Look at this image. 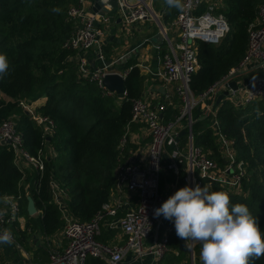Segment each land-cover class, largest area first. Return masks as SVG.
Here are the masks:
<instances>
[{"label": "trees", "instance_id": "trees-1", "mask_svg": "<svg viewBox=\"0 0 264 264\" xmlns=\"http://www.w3.org/2000/svg\"><path fill=\"white\" fill-rule=\"evenodd\" d=\"M221 1L223 6L216 7L215 11L227 17L230 31L219 44L198 41L200 66L190 81L195 96L240 66L249 44V25L257 19L264 4V0ZM78 2L0 0V54H5L9 62L8 74L0 79V126L4 120L12 118L31 154H36L45 142L53 150L41 174L35 169L19 168L14 150L0 143V207L6 195H21V214L28 220L27 228L21 231L12 226L11 231L22 240L36 231L50 236L64 229L66 219L54 201L52 181L66 192L63 199L72 219L89 221L102 209L114 186V172L121 156L119 145L131 121L132 101L141 97L144 90V77L136 67L129 70L126 77L125 98L109 93L98 82L82 75L74 59L76 52L63 46L73 31V24L67 18L68 8ZM56 7L61 11L53 12ZM208 7L209 2L204 0L199 12ZM176 12L173 10L169 15L174 17ZM43 97L47 98L46 102L35 110L53 120L54 128L49 133L20 104ZM165 104L163 114L167 122L180 114V108L168 101ZM193 117L194 144L202 146L223 167L226 159L219 150L209 119H199L196 107ZM216 118L220 131L233 140L237 161H243L245 174L241 190L237 192L212 178L202 180L210 186V191L228 192L232 204H246L264 233V100L239 106L230 98H224L216 109ZM135 126L137 124L131 123V130ZM186 138L185 135L180 137L184 147ZM184 167L185 164H181L175 177L178 188L187 185ZM166 179L161 178L162 189ZM29 195L40 211L37 216L28 213ZM110 235L104 232L98 239L105 242ZM170 240L171 251L179 250L174 231ZM48 259L49 250L39 246L34 260ZM178 262L177 256L171 255L168 264ZM88 264L105 263L100 258L90 257ZM196 264L203 262L196 260ZM251 264H264V257L253 259Z\"/></svg>", "mask_w": 264, "mask_h": 264}, {"label": "built area", "instance_id": "built-area-1", "mask_svg": "<svg viewBox=\"0 0 264 264\" xmlns=\"http://www.w3.org/2000/svg\"><path fill=\"white\" fill-rule=\"evenodd\" d=\"M203 2L204 0H183L184 10H178L172 21V26L178 32L177 41H173L163 26H159L168 46L163 58L162 76L167 82L177 83L176 92L182 100V108L179 107L180 114L166 122L163 114L166 108L164 102L153 105L152 101L144 96L134 99L130 124L147 127L151 140L145 155L134 151L129 146L132 130L130 124L127 126L119 145L121 156L113 187L116 201H106L102 209L89 221L74 220L64 214L65 244L49 249L47 261H36L28 257L21 264H88L90 257L100 258L105 264H128L125 259L130 252L136 257H145L148 253H153L160 259L165 257L171 251L170 236L174 221L167 220L162 215L160 217L154 215L155 209L174 194V192L166 194L165 189L161 188L162 171L165 169L170 173L179 174L181 164H185V181L192 187L196 184L201 187L208 185L202 178L209 177L219 181L230 191L241 190V180L245 174L244 163L237 161L233 140L220 131L216 110L212 111L210 106L216 100L218 86L222 85L220 89L227 90L231 75L253 62L259 64L263 73L245 82L242 87L239 86L238 90L227 98L239 106L254 100H264V4L259 9L257 19L249 25V44L240 66L230 71L208 90L195 96L190 88V81L200 66L198 41L219 44L230 31L227 17L223 13H216L215 8L219 7L216 3L210 4L206 11L199 12ZM151 9L147 0L135 2L118 0L117 13L124 23H133L151 17L160 25ZM67 18L73 24V31L65 40L64 48L76 52L82 75L89 76L103 87L102 79L106 73L119 72L112 66L114 61L106 63L101 43V37L104 33H108L106 25L110 22V16L107 13L102 14L100 10L89 11L85 6V0H79L77 4L68 8ZM95 47L98 48L97 56L105 62L96 70H91L86 52H90ZM125 57L121 55L118 60L123 61ZM128 72L129 69L125 74L119 73L127 77ZM20 104L33 115L38 124L45 126L46 132L53 131V120L49 116L37 113L32 102L21 101ZM198 105L214 114V135L219 150L226 159L223 167L219 166L202 146L194 144L193 109ZM182 130H186L185 147L180 141ZM8 139L11 140L8 145L15 152L17 166L21 169H35L43 174L46 161L53 151L48 147L47 142L36 154H31L25 148L23 134L17 131L16 123L12 118L4 120L0 126V143ZM216 172L219 174L216 175ZM51 185L54 201L62 210L65 206L63 196L66 192L55 181H52ZM20 198V194L6 195L0 207V234L10 231L16 242L11 227L16 226L23 219ZM105 224L112 230L121 231L124 235L123 240L113 243L99 240L98 237L103 233ZM151 237L154 241L146 243ZM187 242L190 247L189 263L196 264L194 255L196 242Z\"/></svg>", "mask_w": 264, "mask_h": 264}, {"label": "crops", "instance_id": "crops-1", "mask_svg": "<svg viewBox=\"0 0 264 264\" xmlns=\"http://www.w3.org/2000/svg\"><path fill=\"white\" fill-rule=\"evenodd\" d=\"M132 2H135L136 0H130ZM148 4L153 9L154 13L156 14L160 25L154 21L153 18H145L143 20H137L133 23H124V22H117V19L120 18L119 14L117 13V9H113L110 11L108 16L111 17V15L114 16L115 21L114 24H111L109 22L108 25H106V31L108 30V33H104V35L101 37V43L103 44V52L105 55V61L106 63L109 61H114L115 63L112 65L115 67V71H119L121 73H126V70H131L132 68L136 67L139 69L140 74L144 77V90L142 93V96L146 97L147 99H150L152 102H155L156 104L161 102H169L170 104H174L177 108H182V100L181 97L176 92V86L177 83L175 82H167L164 80L162 74H163V58L164 54L168 51V46L166 41L163 39H155V36L158 32H160V27L163 26L164 29L167 31L168 35L173 39V41H177L178 32L177 30L172 26V21L174 17L170 16L169 14L177 9H169L168 6L165 4L164 0H147ZM209 2V5L212 3L219 4L220 6H223V2L221 0H207ZM95 0H85V6L86 8L91 11L93 9ZM116 12V13H114ZM176 12V14H177ZM105 31V32H106ZM114 33V34H113ZM107 51L109 56L106 54L105 50ZM98 48L95 47L90 50V52H86V55L88 56L89 62H90V69L96 70L97 68L101 67L103 65L102 59H100L98 56ZM121 55H125V60L119 61ZM77 56H74V59H76ZM129 65V66H128ZM241 71L244 73L240 76L234 78V80L237 81L239 86H243V84L247 81H250L251 79L261 75L263 73L262 68L257 64V62H253L248 64L245 68H243ZM128 75V74H127ZM164 87L166 89V95L165 98H163V94L159 91V88ZM241 95V94H239ZM227 98V96L225 97ZM47 98L43 97L39 100L32 102L33 106L37 108L38 106L44 104L46 102ZM212 103H210L211 105ZM218 106H213L210 109L212 111H215ZM197 113H199L200 117L199 119L207 120L209 119V126L214 128V114L213 112H210L208 116L205 117V114L207 113V110L205 111L202 107L199 105L196 107ZM195 120V119H194ZM183 127V126H182ZM151 140L150 137V131L147 127L137 125L132 130L130 134V148H132L134 151H137L138 153H141L142 155H145L148 149V144ZM48 149V147H47ZM116 172L117 169L114 172V184L116 181ZM171 176V179H169ZM176 174L170 173L168 174L166 181H165V190H168L169 187L173 188V192L177 191L178 188V182L175 179ZM163 179V177H162ZM168 182H172V186L169 185ZM114 187V186H113ZM171 194V193H170ZM108 202H115L116 196L115 193L112 191L110 193V196L107 200ZM64 214L66 216H69L67 214L66 206L62 209ZM40 211H37L36 214L32 216H37ZM31 216V215H30ZM70 217V216H69ZM28 220L23 215V219L16 225L17 230L24 231L27 228ZM65 228V227H64ZM63 230L60 232L55 233L54 235L45 236L41 234L39 231H36L32 233V235L27 238V240H22L20 236L15 234L17 242L14 241L13 243L16 246V249L18 250L17 254L14 255H8L3 247H0V264H21L25 259L28 257L30 259L34 260L35 251L39 246H44L48 250L54 247H61L65 244V237L63 234ZM109 232L111 233L110 237L105 242H119L123 240L124 235L119 230H112L107 227V224L104 225L103 233ZM154 241V238H149L146 243H151ZM198 242H196L197 245ZM181 252L178 250H172L171 254L177 256ZM169 258L163 257L158 258L153 253H148L146 257H136L132 252H130L125 262L128 264H168ZM198 260H200V255L198 256ZM145 259V260H144ZM146 263H145V262ZM173 264H184L181 262L173 263Z\"/></svg>", "mask_w": 264, "mask_h": 264}, {"label": "clouds", "instance_id": "clouds-1", "mask_svg": "<svg viewBox=\"0 0 264 264\" xmlns=\"http://www.w3.org/2000/svg\"><path fill=\"white\" fill-rule=\"evenodd\" d=\"M169 9L184 10L183 0H164ZM53 12H60L59 7ZM9 62L0 54V79L8 74ZM209 185H185L170 195L154 215L174 221L176 235L201 244L203 264H251L264 257V233L258 220L243 203L232 204L228 192L210 191ZM10 231L0 234V243L12 244Z\"/></svg>", "mask_w": 264, "mask_h": 264}, {"label": "water", "instance_id": "water-1", "mask_svg": "<svg viewBox=\"0 0 264 264\" xmlns=\"http://www.w3.org/2000/svg\"><path fill=\"white\" fill-rule=\"evenodd\" d=\"M117 7H118V0H95L93 10L94 11L100 10L102 14H106V13L109 14L111 10L117 9ZM114 21H115V18L113 15H111L110 23L114 24ZM117 22H121V18H118ZM156 38L162 39L161 32H158L156 34L155 39ZM243 73L244 72L240 70V71H237L231 75L230 81L227 84L228 85L227 90H221L220 87L222 85L218 86L219 88H218L217 93H216L217 97H216L215 102L211 105V108L213 106H218L226 96H229L235 90H238L239 84L237 83L236 80H234V78L240 76ZM102 85L106 90H108V92L115 93L119 98H125L127 95L126 76L122 75L119 72L106 73L102 79ZM159 91L163 94V98H165L166 89H164V87H161V88H159ZM209 112L210 111H207V113L205 114V117L208 116ZM185 133H186V130H182L180 132V136L185 135ZM10 142H11L10 139L2 140L1 144H8ZM37 211L38 210L36 208L35 202H34L33 198L29 195L28 196V213H29V215L32 216V215L36 214ZM173 231L176 234L174 225H173ZM177 238L179 240V251L189 253L190 247L188 245V242L183 240V239H180L178 236H177Z\"/></svg>", "mask_w": 264, "mask_h": 264}, {"label": "rangeland", "instance_id": "rangeland-1", "mask_svg": "<svg viewBox=\"0 0 264 264\" xmlns=\"http://www.w3.org/2000/svg\"><path fill=\"white\" fill-rule=\"evenodd\" d=\"M219 5V4H218ZM114 13H116V12H114ZM168 174H169V171L168 170H163L162 171V177H167L168 176ZM217 174H219L218 172H216V175ZM169 183V185L170 186H172L171 184H172V182H168ZM173 188H170L169 187V189L168 190H165L167 193L166 194H170V193H173ZM197 247L195 248V253H194V255H195V258H196V260H198L199 258H198V256L200 255V249H201V244L200 243H197V245H196ZM198 246H199V248H198ZM0 247H3L4 249H5V251H7L6 253L8 254V255H14V254H17L18 253V250L16 249V246H15V244L14 243H12V244H3V243H0ZM178 251V250H177ZM171 256L172 254H171V252H168L167 254H166V257L168 258V256ZM146 257V256H145ZM177 259H178V261L179 262H181V263H185V262H187V261H189L190 262V254H188V253H186V252H181L180 254H178L177 255ZM145 260V259H144ZM145 262V261H144ZM146 263V262H145Z\"/></svg>", "mask_w": 264, "mask_h": 264}, {"label": "bare ground", "instance_id": "bare-ground-1", "mask_svg": "<svg viewBox=\"0 0 264 264\" xmlns=\"http://www.w3.org/2000/svg\"><path fill=\"white\" fill-rule=\"evenodd\" d=\"M152 11H153V9H151ZM155 14V13H154ZM155 16H156V14H155ZM157 17V16H156Z\"/></svg>", "mask_w": 264, "mask_h": 264}]
</instances>
